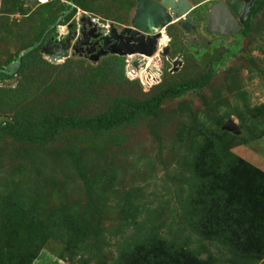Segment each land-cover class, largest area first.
I'll return each mask as SVG.
<instances>
[{"label": "trees", "instance_id": "trees-1", "mask_svg": "<svg viewBox=\"0 0 264 264\" xmlns=\"http://www.w3.org/2000/svg\"><path fill=\"white\" fill-rule=\"evenodd\" d=\"M67 2L75 7L47 32L40 46L32 49L47 27L70 8ZM54 4L61 6L50 12ZM263 4L264 0L256 2L237 35L239 38L248 34ZM76 7L93 10L86 0L85 3L82 0H51L41 4L38 8L39 32L30 40L27 51L16 58L8 56L0 64L1 70L6 63L19 58L15 76L21 77L15 87H0V136L29 145L48 146L69 132L83 134L100 143L113 132L134 126L141 119L156 118L166 100L202 90L209 83L212 68L196 80L163 85L148 97L98 100L96 94L90 93L91 89L95 88L98 93L102 84L126 82L123 57L107 54L97 60L95 66H89L83 62L90 59L86 56L89 51H85L84 56L73 48L71 55H67L61 64H52L42 53H35L37 49L40 52L50 36L55 39L57 27L73 17ZM20 11L25 14L22 8ZM12 13L13 9L7 14ZM218 61L211 57L203 60L205 66H214ZM142 68L147 70L146 65ZM112 77L115 79L111 80ZM5 78L13 76L0 72V80ZM61 81L63 84L58 86ZM76 83H80L82 89L85 87V103L94 108L85 117L66 115L61 109H53L48 102L53 96L49 90L70 89ZM131 83L141 88L137 82ZM250 112L251 117H257L256 109ZM230 115L227 112L214 117L208 126L199 122L193 125V129L184 124L187 127L181 141L187 143V149L183 157L185 172L181 177L179 221L173 218L164 232L158 226L147 227L144 221L137 222L141 213L137 211L118 225L114 235L120 236L113 258L107 260V256L97 251L92 264H264V171L231 151L233 143L248 144L256 140L254 127L257 122L255 120L245 128V134L234 136L220 129ZM239 118L244 121L242 116ZM82 151L87 150L83 148ZM72 159L78 162L79 156L73 155ZM79 171L85 177L88 201L92 200V191L101 199L93 188L101 184V189L107 192L103 177L90 178L81 166ZM16 176L10 177L0 188V264H32L40 251L51 244L56 245L49 246L55 251L62 247L58 255L62 260L66 259L65 253L69 254L68 259H73L78 253H85L90 245L103 247L101 223L99 220L92 222L96 207H85L80 213L63 210L44 213L33 201L34 189L32 191L29 185L30 179H20V176L14 179ZM131 226L134 231L125 234L126 228ZM211 246L216 248L217 254L209 250ZM80 260L84 259L80 257Z\"/></svg>", "mask_w": 264, "mask_h": 264}, {"label": "rangeland", "instance_id": "rangeland-1", "mask_svg": "<svg viewBox=\"0 0 264 264\" xmlns=\"http://www.w3.org/2000/svg\"><path fill=\"white\" fill-rule=\"evenodd\" d=\"M207 1V6L214 2ZM47 2L51 0H0V64L8 56L16 58L27 51L25 49L29 47L30 40L39 32L41 19L38 8ZM82 2L85 3V0ZM86 2L92 5L93 10L85 12L113 24L117 30L122 26H131L135 0ZM187 2L192 8L205 5H201L205 0ZM60 3L64 4L63 1ZM128 4L131 5L129 8ZM59 6L54 4L50 12H55ZM20 8L25 14H21L23 11ZM12 9L13 13L8 15ZM181 20L184 19H173L167 27L156 31L160 38L161 35L166 37L159 45L157 43L158 51L149 57L151 59L144 57V61L136 68L132 62L139 57L124 58L126 82L102 84L98 87V93L95 88L90 93L96 94L98 100L124 97L140 99L152 95L163 85L196 80L212 68L210 81L202 90L166 100L160 106L156 118L141 119L134 126L113 132L100 143L83 134L69 132L48 146L29 145L0 136V188L15 175L18 176L14 179L19 176L20 179H30L29 185L32 191L34 189L33 201L39 210L44 213H57L59 210L80 213L85 207L94 206L97 213L92 212L95 219L92 222L99 220L103 229L102 248L90 245L85 253H78L73 259H68L69 254L65 253L66 259L62 260L58 256L62 247L55 251L49 246L56 245L51 244L40 251L32 264H92L97 258V251L107 256V260L112 259L120 236L114 235L118 225L137 211H141L137 222L144 221L147 227L158 226L164 232L173 218L179 221L181 177L185 172L183 157L187 149V143L181 141L187 127L184 124L188 125V129H193V125L199 122L208 126L214 117L230 112V117L224 123L230 121L234 132L221 129L224 123L220 129L239 136L245 134V128L256 120V140L248 144L233 143L231 151L264 171V4L252 21L248 34L241 38L213 39V36L207 35L195 38L182 32L178 26ZM177 33L184 38L177 39ZM165 47L169 48V52L167 56H161ZM95 49L97 52L98 46ZM35 53L38 55L41 52L37 49ZM177 56H180L181 65H177L174 72L170 62ZM208 57L219 61L214 66H205L203 60ZM83 62L89 66H95L96 63L92 59ZM145 65L146 71L142 68ZM19 80V75L14 76L0 83V87H15ZM131 82H137L141 88ZM62 84L61 81L58 86ZM83 90L85 87L82 89L80 83L70 89L61 87L55 92L49 90L53 96L48 102L53 109H61L66 115L85 117L94 108L85 103ZM253 109L258 111L257 117H251L250 111ZM226 143L230 145L229 141ZM83 148L87 151H82ZM73 155L79 156L78 162L72 161ZM80 166L90 178L103 177L107 192L101 189V184L93 188L96 194L102 196L101 199L92 191V200L88 201L85 177L79 171ZM133 231L134 227L131 226L126 228L125 234ZM209 250L217 254L214 246ZM80 257L85 261L80 260Z\"/></svg>", "mask_w": 264, "mask_h": 264}, {"label": "water", "instance_id": "water-1", "mask_svg": "<svg viewBox=\"0 0 264 264\" xmlns=\"http://www.w3.org/2000/svg\"><path fill=\"white\" fill-rule=\"evenodd\" d=\"M215 5H212L205 21H207V32L209 34H218L221 36H233L239 33L242 23L245 21L247 14L254 6L256 0H223ZM249 2V3H248ZM244 3H248V6L243 11ZM191 5L187 0H136V8L134 15L131 19V28L134 29L133 34L142 33L144 35H153L151 37V43L154 47L148 49H142L136 44L137 39L132 43L126 38V42L122 41L123 31L117 32L116 29L111 25L110 33L107 36H102L101 32H97L95 28L89 29V21L87 18L82 20L83 24L80 29L79 40L75 43L74 50L77 51L80 46H85L89 50V53L95 51L96 46L99 50L92 54L90 59L97 61L100 56L115 55L118 57L140 55L145 58L153 56L157 52L155 42L159 34L156 32L162 30L171 24L175 20L184 19L182 28L187 29L188 23L191 20ZM70 7L67 11L61 14L42 34L38 42L32 45V49L40 46L44 40L47 32L52 28L56 27L70 12ZM85 24H88L86 27ZM128 30V29H125ZM72 34H69L67 40L63 43L56 44L54 39H48L40 48V52L47 56V60L56 64L58 61L63 60L67 57L66 44L72 38ZM141 37V36H140ZM119 41V42H118ZM169 48L165 47L161 56H167ZM180 56L177 57L172 63V71L177 69L176 65H181L179 60ZM139 64L138 59L132 62V65L137 68ZM20 65L19 58L7 64L1 73L6 75H14L16 69ZM234 132L233 125L230 121H226L222 128Z\"/></svg>", "mask_w": 264, "mask_h": 264}, {"label": "flooded vegetation", "instance_id": "flooded-vegetation-1", "mask_svg": "<svg viewBox=\"0 0 264 264\" xmlns=\"http://www.w3.org/2000/svg\"><path fill=\"white\" fill-rule=\"evenodd\" d=\"M136 1V0H135ZM153 1H159V0H153ZM211 1H214V2H212V3H210V5L209 6H207L208 4H206L208 1L207 0H205V2H203V3H201V5H203V4H205L202 8H198L197 6L196 7H193L192 9H191V11H190V15H191V20L189 21V23H188V28L187 29H184V28H182V26H186V25H184L183 24V20H181L180 22H179V24H178V26L182 29V32L184 33V34H188V35H190V36H194L195 38H201V37H204V35H207V36H213V39H216V38H235V36H237V35H239V33H240V31H241V28H240V30H239V33H237V34H234L233 36H221V35H218V34H209L208 32H207V21H205V16L207 15V13H208V11H209V9L211 8V6L212 5H215V4H217L218 2H220V1H222V2H224L223 0H211ZM258 0H256L255 1V4H256V2H257ZM249 3V2H248ZM248 3H244V7H243V11H244V9L248 6ZM254 4V5H255ZM136 6V5H135ZM254 7V6H253ZM252 7V8H253ZM252 8H251V10H252ZM250 10V11H251ZM134 12H135V8H134V10H133ZM250 13V12H249ZM249 13L247 14V16H246V18H245V21L242 23V25H241V27L245 24V22L247 21V19L249 18ZM134 15V14H133ZM133 17V16H132ZM125 29H128V30H125ZM121 31H123V35H122V41L123 42H126V38H128L129 39V41H131L132 43L135 41V39H137L138 41H136V44L139 46V47H141L142 49H150V48H152V47H154L152 44L153 43H151V37L153 36V35H151V36H149V35H144V34H142V33H137L136 35L135 34H133V31H134V29L133 28H131V26H122V28L120 27V29H118V32H121ZM161 33H162V31H161ZM177 39H179V38H181V39H183L184 37L183 36H180V34H178L177 33ZM141 36V37H140ZM160 36V35H159ZM157 37V39H156V42H155V47L157 48V43H159L158 41H159V39H160V37ZM185 36V35H184ZM161 37H163V39L166 37L165 35H161ZM50 38H52L53 39V36H50L48 39H50ZM47 39V40H48ZM46 40V41H47ZM202 40V39H201ZM45 41V42H46ZM119 42V41H118ZM75 45V44H74ZM90 49H88L87 47H85V46H80L79 48H78V52L80 53V54H83L84 56H85V51H89ZM90 54H92V53H90ZM86 55L87 56V58H90L91 57V55ZM156 54V53H155ZM178 57V56H177ZM141 58H142V56H141ZM17 60V59H16ZM16 60H13V61H16ZM20 60V59H19ZM13 61H11V62H13ZM11 62H8V63H6L4 66H3V68L7 65V64H9V63H11ZM171 63V62H170ZM164 65H165V62H164ZM177 66V65H176ZM179 66V65H178ZM171 67H172V63H171ZM3 68H1V69H3ZM19 68V67H18ZM18 68L16 69V71L18 70ZM173 69V68H172ZM177 70V69H176ZM175 70V71H176ZM16 71H15V73H16ZM174 71V72H175ZM8 76H10V75H8ZM11 76H15V74L14 75H11ZM12 78H5L4 80H0V83H2L3 81H5V80H11Z\"/></svg>", "mask_w": 264, "mask_h": 264}, {"label": "built area", "instance_id": "built-area-1", "mask_svg": "<svg viewBox=\"0 0 264 264\" xmlns=\"http://www.w3.org/2000/svg\"><path fill=\"white\" fill-rule=\"evenodd\" d=\"M67 4L70 5L72 9L75 7V5L71 4L70 2H67ZM85 17L88 18L90 26L95 28L96 31L98 32H103L104 36L108 35L110 32V26H111L110 23H107L104 19L98 18L76 7V13L73 15V17L65 24L58 26L55 32L54 40L56 44L63 43L64 41L67 40L68 35L72 34L73 37L68 41V50H67L68 55L71 53V49L74 48L75 46L74 44L79 40L80 29L83 24L82 20Z\"/></svg>", "mask_w": 264, "mask_h": 264}, {"label": "clouds", "instance_id": "clouds-1", "mask_svg": "<svg viewBox=\"0 0 264 264\" xmlns=\"http://www.w3.org/2000/svg\"><path fill=\"white\" fill-rule=\"evenodd\" d=\"M85 18H87V17H85ZM83 19H84V18H83ZM87 19H88V18H87ZM88 21H89V20H88ZM82 23H83V22H82ZM85 25H86V27H88V24H85ZM111 25H113V24H111ZM89 26H90V23H89ZM113 27H114V25H113ZM90 28H93V27L90 26L89 29H90ZM110 28H111V26H110ZM114 28H115V27H114ZM115 29H116V28H115ZM116 31L118 32L117 29H116ZM97 32H98V31H97ZM109 33H110V32H109ZM101 35L104 36V35H103V32H101ZM108 35H109V34H108ZM105 36H107V35H105ZM54 41H55V40H54ZM98 50H99V47H98ZM157 51H158V48H157ZM95 52H96V49H95V51L92 52V54H95ZM156 53H157V52H156ZM43 55H44V54H43ZM67 55H68V54H67ZM134 56L139 57V58H137L138 61H139V63H140L141 61H144V60H143V58H144L143 56H142V58H141L140 55H134ZM45 57H47V56L44 55V58H45ZM126 57H132V56H126ZM123 58H125V57H123ZM45 59L47 60V58H45ZM47 61H48V60H47ZM57 63H58V62H57ZM57 63H56V64H57Z\"/></svg>", "mask_w": 264, "mask_h": 264}, {"label": "bare ground", "instance_id": "bare-ground-1", "mask_svg": "<svg viewBox=\"0 0 264 264\" xmlns=\"http://www.w3.org/2000/svg\"><path fill=\"white\" fill-rule=\"evenodd\" d=\"M162 39H163V37H161L160 39H159V43H158V45L160 44V42L162 41ZM165 44V43H164ZM162 47H163V44L161 45ZM160 53V52H159ZM148 59H151V58H148Z\"/></svg>", "mask_w": 264, "mask_h": 264}]
</instances>
